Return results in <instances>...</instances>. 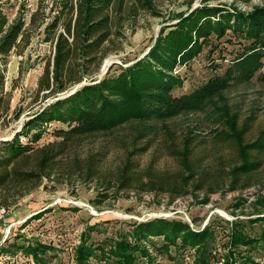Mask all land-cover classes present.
<instances>
[{"label":"trees","instance_id":"16d2710c","mask_svg":"<svg viewBox=\"0 0 264 264\" xmlns=\"http://www.w3.org/2000/svg\"><path fill=\"white\" fill-rule=\"evenodd\" d=\"M193 2L186 0L184 7L163 13L156 0H53L56 10L45 30L46 39L55 44V52L46 63L38 86L39 91L47 90L46 96L59 95L88 77L91 73L86 69L88 63L99 60L106 52L105 42L113 33L122 31L125 7L130 10L145 8L162 16L166 24L143 56L127 65L119 64L118 72H112L111 65L97 82L98 77H88L89 83L35 109L11 138L0 140V208L10 209L46 178L53 179L60 158L79 147L89 135L131 123L136 137L149 134V140L142 146L133 143L123 164L112 174L99 166L102 158L95 153L82 159L75 156L68 174L80 173L86 181L99 179V186L104 189L160 190L169 192L172 198L201 189L209 195L225 187L231 190L251 187L253 175L264 163V127L259 129L256 137L249 139L252 121H240L239 113L228 103L224 91L234 78L235 70L245 78L258 73L264 80V3L245 10L235 0L230 4L222 0L217 4L202 0L195 7ZM175 19V23H168ZM25 23L21 16L10 20L0 5V57L7 56L20 45L25 36ZM229 30L245 40L243 51L234 58L233 64L224 73L215 74L194 89L177 94L175 90L184 81L179 66L197 57L205 45L212 42L213 35L222 38ZM3 85L1 69L0 87ZM210 105L215 107L222 122L214 135L220 143L230 144L237 155L228 168L208 169L200 165L201 154L193 142V130L190 128L176 140L172 127L165 122ZM156 120L162 121L159 132H164L167 153L180 162L177 171L161 170L151 163L141 168L136 158L152 146L151 140L157 131L153 122ZM52 121H60L66 126L55 129V139L39 143ZM23 135L27 140L22 139ZM249 220L250 225L260 223V228L252 233L241 221L231 222L229 254L222 264L241 263L237 245L264 247V209ZM94 225L88 226L89 231L75 248V264H93L92 258L104 260L102 264H155L153 250L174 257L172 248L176 253L195 248L198 262L207 263L216 238L212 221L195 229L179 217H155L134 222L130 230H124L106 242L90 239ZM157 236L162 237L161 242L154 238ZM49 247L41 240L33 239L6 242L0 249L6 252L21 249L25 255L32 256L35 263L42 264ZM143 257L145 259L140 260ZM243 259L244 264H264L250 254Z\"/></svg>","mask_w":264,"mask_h":264},{"label":"rangeland","instance_id":"374dc122","mask_svg":"<svg viewBox=\"0 0 264 264\" xmlns=\"http://www.w3.org/2000/svg\"><path fill=\"white\" fill-rule=\"evenodd\" d=\"M156 1L163 13L184 7L183 2H186ZM201 1L194 0L193 4L198 5ZM208 1L217 4L220 0ZM222 1L230 4L234 0ZM235 1L237 5L245 4L241 0ZM263 3L264 0H251L246 6L251 9L253 5ZM0 5L10 20L21 16L26 21L25 36L20 45L7 56L0 57V68L4 72V85L0 87L3 97L0 116L2 140L11 138L15 131L21 129L24 120L30 117L32 111L59 96H64L77 84L56 96H46L47 90H38L45 65L55 52V44L46 39L45 30L56 10L53 0H0ZM120 12L122 13L119 11V14ZM33 13L36 14L33 16ZM122 15V31L113 33L112 38L105 42L106 52L99 60L88 63L86 69L91 71L88 77L99 78L101 70L105 71L104 64L108 58H112L109 65H112L111 71L118 72L119 64L127 65L137 57L143 56L154 43L161 27L166 24L162 21V16L142 7L132 10L125 7ZM174 21L176 19L168 23H175ZM244 44V38L230 30L222 38L213 35L212 42L206 44L197 57L179 66V74L184 81L175 92L180 94L190 91L211 76L224 73L229 65L233 64L234 58L241 54ZM234 75L224 95L239 113L241 122L246 119L252 121V129L248 134V138L252 139L256 137L259 129L264 127V80L258 77V73L251 78H245L240 75L239 70H235ZM88 77L83 81L89 82ZM165 122L172 127L176 140L190 128L193 130V142L197 144L201 154L200 165L208 169L228 168L236 161L237 155L233 147L220 143L214 135L215 130L222 126V122L213 105L180 114ZM153 123H156L157 131L153 134L152 146L136 156L140 167L144 168L151 163L161 170H179V160L167 153L163 141L164 132H159L162 121L156 120ZM62 126L66 124L52 121L39 143L55 139V129ZM136 134L132 123L125 124L112 131L89 135L79 147L69 154H64L53 179L46 178L39 187L22 197L10 209L0 208V247L6 245V242L38 239L50 246L47 258L42 264H75V248L84 233L89 231L88 226L91 224L96 227L90 230V239L106 242L110 237L130 230L134 222L155 217H179L188 221L195 229H201L208 222H213L216 238L212 243L213 254L209 262L199 263L195 248H187L177 253L172 248L174 257L168 256L166 252L153 250L155 264H222L229 254L228 233L232 221H241L252 233L260 228L258 222L250 225L249 218H254L264 209V163L253 175L254 183L251 187L239 190L225 187L209 195L201 189L175 198H172L169 192L160 190L140 192L117 190L116 187L104 189L99 186V179L86 181L80 173L68 174L74 157L82 159L89 153H95L102 158L99 166L107 174H112L123 164L128 150L134 146L133 143L142 146L149 140V134L145 137H136ZM22 139L27 140L24 135ZM154 238L161 242V236ZM237 247L241 251V263L238 264H244L243 257L248 254L264 263V247H250L246 244ZM144 259L143 257L140 260ZM91 263L102 264L104 260L92 258ZM0 264L38 263H35L32 256L25 255L21 249H14L12 252L0 249Z\"/></svg>","mask_w":264,"mask_h":264},{"label":"water","instance_id":"95a60500","mask_svg":"<svg viewBox=\"0 0 264 264\" xmlns=\"http://www.w3.org/2000/svg\"><path fill=\"white\" fill-rule=\"evenodd\" d=\"M195 6H197V5H194V7H195ZM176 21H177V20H176ZM176 21H174V22H176ZM108 69H109V67H107V69L105 70V72H103V71L101 70V73L99 74V78H98L97 80H95V81H96V82L99 81L100 78L103 76V74L106 73V72L108 71ZM85 83H89V82H87V81H82V82L78 83V84L74 87V89H72L69 93L64 94V96L69 95V94L75 92V91H76L81 85H83V84H85ZM59 97H61V96H59Z\"/></svg>","mask_w":264,"mask_h":264},{"label":"bare ground","instance_id":"6f19581e","mask_svg":"<svg viewBox=\"0 0 264 264\" xmlns=\"http://www.w3.org/2000/svg\"><path fill=\"white\" fill-rule=\"evenodd\" d=\"M112 62V58H108L106 61H105V64H104V70L107 69V67H109L110 63ZM105 72V71H104Z\"/></svg>","mask_w":264,"mask_h":264},{"label":"built area","instance_id":"2783aa9c","mask_svg":"<svg viewBox=\"0 0 264 264\" xmlns=\"http://www.w3.org/2000/svg\"><path fill=\"white\" fill-rule=\"evenodd\" d=\"M244 3H245V2H244ZM239 7L242 8V9L248 10V7L246 6V3H245V4L240 3V4H239ZM176 71H177V70H176ZM179 197H181V196H179ZM179 197H177V199H178Z\"/></svg>","mask_w":264,"mask_h":264}]
</instances>
